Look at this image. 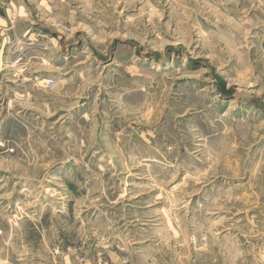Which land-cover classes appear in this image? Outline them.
<instances>
[{
    "label": "rangeland",
    "instance_id": "374dc122",
    "mask_svg": "<svg viewBox=\"0 0 264 264\" xmlns=\"http://www.w3.org/2000/svg\"><path fill=\"white\" fill-rule=\"evenodd\" d=\"M0 264H264V0H0Z\"/></svg>",
    "mask_w": 264,
    "mask_h": 264
},
{
    "label": "built area",
    "instance_id": "2783aa9c",
    "mask_svg": "<svg viewBox=\"0 0 264 264\" xmlns=\"http://www.w3.org/2000/svg\"><path fill=\"white\" fill-rule=\"evenodd\" d=\"M84 261V260H83Z\"/></svg>",
    "mask_w": 264,
    "mask_h": 264
}]
</instances>
